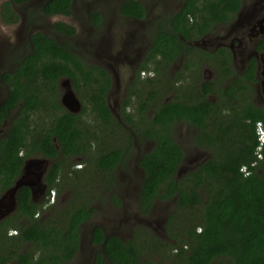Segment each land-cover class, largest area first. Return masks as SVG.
Segmentation results:
<instances>
[{"label": "trees", "instance_id": "1", "mask_svg": "<svg viewBox=\"0 0 264 264\" xmlns=\"http://www.w3.org/2000/svg\"><path fill=\"white\" fill-rule=\"evenodd\" d=\"M30 1L6 0L2 4L3 20L17 22L19 15L13 4ZM241 4L242 0H185L179 10L156 21L148 59L161 57L158 63L174 62L192 49L186 43L189 38L211 32L216 23L229 22ZM72 7L73 0H47L42 11L46 15H69ZM119 11L128 18L147 16L141 0H124ZM93 19L99 25L103 18L94 12ZM53 29L68 37L77 32L64 21H56ZM30 42L31 50L15 69L1 75L8 91L0 104V125L12 119L7 134L0 137V194L15 184L31 156L42 154L54 163L45 176L47 196L43 201L37 202L32 188L24 185L16 193L17 212L0 220V264H66L80 248V227L92 217L94 207L88 200L58 204V208L48 203L64 171L59 157L83 156L92 142L81 113H73L59 102L58 81L69 77L76 90L88 95L95 118L109 124L114 118L107 100L112 78L104 67L86 64L75 48L44 31L34 32ZM256 47L264 51V39ZM217 54L221 57L218 71L223 76L231 74L229 50L221 49ZM256 70V59L251 58L243 78L255 82ZM215 88L205 81L198 94L152 105V122L138 132L140 138L154 141L153 148L139 159L144 171L139 209L149 214L157 200L173 201L166 228L174 242L162 244L143 230H138L136 237L123 239L96 224L91 239L101 250L95 253L93 264H165L148 257L146 251L172 248H177L175 254L184 255V264H264V143L260 145L256 129L258 122L264 124V108L252 103L234 105L237 110L232 107V118L227 122L222 96L221 103L207 98ZM244 88L237 79L223 90V95L236 96V90ZM155 94L152 90L150 97L142 100L140 112L144 113ZM134 95L131 91L124 110ZM48 105L58 113L50 122L39 124L37 134H32L35 113ZM129 119L135 128L139 127L134 118ZM182 121L199 128L196 143L212 156L180 177L185 151L174 135V124ZM124 156L123 148L116 147L99 154L96 166L110 176ZM11 229L17 233H9Z\"/></svg>", "mask_w": 264, "mask_h": 264}, {"label": "rangeland", "instance_id": "2", "mask_svg": "<svg viewBox=\"0 0 264 264\" xmlns=\"http://www.w3.org/2000/svg\"><path fill=\"white\" fill-rule=\"evenodd\" d=\"M5 1L0 0V104L8 91L1 75L5 71L14 70L20 59L29 53L31 36L39 30L71 45L86 64L104 67L112 78L107 100L114 118L109 124H102L95 118L90 110L88 95L76 90L69 77H62L58 81L59 102L65 109L81 113L83 124L86 122L88 127L87 138L92 142L83 156L59 157L63 160L64 171L57 188L53 189L55 201L49 202L55 203L54 206L58 208V204L73 205L88 200L94 207L92 217L80 227V248L75 257L66 264H93L95 253L101 250L91 239L92 228L96 224L103 226L108 234H115L123 239L136 237L137 231L143 230L144 233L150 232L162 244L164 241L174 242L175 239L169 236L166 228L173 201L157 200L149 214H143L139 209L140 183L144 173L139 159L142 153L154 146L153 140L140 138L139 133L141 128L152 122V105L199 93L204 81L216 85L217 93L210 94L208 98L221 103L222 88L241 77L248 59L255 56L261 60L257 73L258 83L250 85L251 89L242 92V102H251L264 108V53L255 48L256 43L264 38V0H244L233 19L225 24H216L210 33L197 38L201 40L199 42L188 41L194 48L172 63H158L157 60L161 57L150 60L148 52L152 37L156 33V21L163 15L179 10L185 0H141L147 9V16L143 19L122 16L119 6L124 0H73L69 15H46L42 7L47 0H33L25 4H13L19 15V20L15 23H6L2 18V4ZM94 12H99L103 18L99 25L93 22ZM56 21L73 25L77 30L76 34L68 37L57 33L53 29ZM221 49H228L230 56L234 55L235 58L231 64L233 73L226 76L218 71L221 57L217 51ZM144 65L147 66L144 69L146 74L142 78L141 68ZM151 72L155 75L152 76ZM152 90L156 93L155 97L144 113L140 112L142 100H147ZM131 91L135 95L124 110L125 101ZM56 113L58 111L50 105L38 110L33 117V124L36 126L32 134H37L41 127L39 124L50 122ZM129 117L136 120L138 128L134 127ZM11 119L12 116L0 125V137L7 134ZM174 135L185 151V159L178 171L180 177L211 158V152L196 143V128L183 121L177 122L174 124ZM116 147L123 148L125 156L109 176L96 166V159L99 154ZM28 160L37 165L29 166L32 174L30 177L23 172L19 180L36 184L33 186L34 198L40 203L47 196L45 176L54 159L36 154ZM7 192L0 194V199H5L0 204V220L18 210L16 198L11 200ZM51 195H54L52 190ZM51 209L52 207L47 214ZM16 232L17 230L11 229L9 233ZM175 252L177 248L165 252L151 249L146 254L165 264H184V255Z\"/></svg>", "mask_w": 264, "mask_h": 264}, {"label": "flooded vegetation", "instance_id": "3", "mask_svg": "<svg viewBox=\"0 0 264 264\" xmlns=\"http://www.w3.org/2000/svg\"><path fill=\"white\" fill-rule=\"evenodd\" d=\"M33 1V0H32ZM243 1L244 0H242V4H241V6L243 5ZM31 2V1H30ZM28 3V2H27ZM25 4V3H24ZM123 16V15H122ZM125 17V16H124ZM216 24H225V23H223V22H219V23H216ZM77 31V30H76ZM208 33H210V32H208ZM208 33H205V34H203V35H195V36H193L192 38H189L187 41H186V43L189 41V42H199V41H201V40H198L197 38H200V37H204L205 35H207ZM264 39V38H263ZM258 43V42H257ZM257 43H256V45H257ZM187 45H189L188 43H187ZM190 46V48H194L193 46H191V45H189ZM255 48H257V47H255ZM258 52H261V53H264V51H260V50H258V49H256ZM251 58H255L256 59V63H257V70H256V78H257V80L255 81V82H251V81H249V80H247V79H245V78H243V74H244V71H245V69H246V66H245V69H244V71L242 72V74H241V77H239L238 79H241V81H242V83L244 84V86H245V88L243 89V90H236V92H235V94L234 95H236V96H233V93H231V94H229V95H223V90L225 89V88H227V87H229L230 85H228L227 87H225V88H222V100L225 102V105L224 106H226V108H224V111H223V113H227L228 115H224L225 117H226V120H227V122H229L230 120H231V118H232V114H231V112H232V107H233V110L234 111H236L237 109L235 108V106L234 105H238V104H240L241 106H244V105H246V104H248V103H251V102H248V103H245V104H243V102H242V96H243V91L245 90V91H247V90H249V89H251V86L250 85H252V84H257L258 83V69H259V63H261V60L259 59V57H257V56H255V57H251ZM251 58H249L248 59V61L251 59ZM232 59L233 60H235V58H234V55H232V56H230L229 57V65H230V67L232 68ZM248 61H247V63H246V65L248 64ZM107 70V69H106ZM108 71V70H107ZM231 73H233V68H232V72ZM110 74V73H109ZM145 74H146V72H145V70L143 69L142 70V72H141V77L142 78H145ZM229 74V73H228ZM151 75L152 76H154L155 75V73L154 72H151ZM151 75H149V76H151ZM224 76H226V75H224ZM236 81V80H235ZM234 81V82H235ZM205 82V81H204ZM210 82V81H209ZM211 83H213V82H211ZM234 84V83H233ZM233 84H231V85H233ZM215 85V84H214ZM215 87H216V85H215ZM202 90H203V83H202ZM217 93V90L215 91V92H211V93H208L207 94V98H208V96L210 95V94H216ZM196 94H198V93H196ZM239 96H240V98H239ZM209 99V98H208ZM210 100V99H209ZM210 101H212V100H210ZM222 101V102H223ZM212 102H216V101H212ZM233 102V103H232ZM235 102H237V103H235ZM231 103V104H230ZM62 104V103H61ZM253 104V103H252ZM254 105V104H253ZM256 106V105H255ZM257 107H259V106H257ZM262 108V107H261ZM228 116V117H227ZM184 122V121H183ZM188 125V124H187ZM194 128H196L197 129V135H199L200 134V130H199V128L198 127H194ZM197 135H196V137H197ZM195 137V136H194ZM196 137H195V141L197 140L196 139ZM199 145V144H198ZM200 146V145H199ZM31 184V187H33V186H36V184L35 183H30ZM33 188H35V187H33ZM34 191H35V189H34Z\"/></svg>", "mask_w": 264, "mask_h": 264}, {"label": "water", "instance_id": "4", "mask_svg": "<svg viewBox=\"0 0 264 264\" xmlns=\"http://www.w3.org/2000/svg\"><path fill=\"white\" fill-rule=\"evenodd\" d=\"M32 164H35V165H37L36 163H33V162H30V160H27L26 161V163L24 164V167H23V170H22V173L24 172V174L26 175V176H29L30 177V175H32L31 174V171L29 170V166L30 165H32ZM22 173H21V175H22ZM21 175L19 176V177H21ZM38 175H40V173H38ZM19 177H18V179L15 181V184L10 188V189H8L7 191V193H8V195H10V198H11V200H13L14 201V198H16V193H17V191L19 190V188L20 187H22V186H24V185H29L30 187H31V182H22L21 181V179L19 180ZM32 188V197L34 198V193H35V191H34V188L33 187H31ZM35 199V198H34ZM4 201H5V199H4V197H2L1 199H0V204H3L4 203ZM4 213H6V212H4ZM3 214V213H2Z\"/></svg>", "mask_w": 264, "mask_h": 264}, {"label": "built area", "instance_id": "5", "mask_svg": "<svg viewBox=\"0 0 264 264\" xmlns=\"http://www.w3.org/2000/svg\"><path fill=\"white\" fill-rule=\"evenodd\" d=\"M256 129L260 145H262L264 143V124L262 122H258Z\"/></svg>", "mask_w": 264, "mask_h": 264}, {"label": "clouds", "instance_id": "6", "mask_svg": "<svg viewBox=\"0 0 264 264\" xmlns=\"http://www.w3.org/2000/svg\"><path fill=\"white\" fill-rule=\"evenodd\" d=\"M52 193H54V195H51V194H50V197H51L50 200H51L52 202H54V201H55V191L52 190ZM49 202H50V201H49ZM48 204H49V203H48ZM13 230H15V229H13ZM16 233H17V232H16Z\"/></svg>", "mask_w": 264, "mask_h": 264}]
</instances>
